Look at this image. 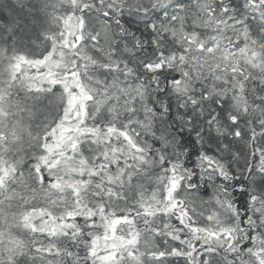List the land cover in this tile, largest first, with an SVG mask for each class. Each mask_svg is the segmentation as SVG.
Instances as JSON below:
<instances>
[{
  "label": "snow or ice",
  "instance_id": "snow-or-ice-1",
  "mask_svg": "<svg viewBox=\"0 0 264 264\" xmlns=\"http://www.w3.org/2000/svg\"><path fill=\"white\" fill-rule=\"evenodd\" d=\"M0 264H264V0H0Z\"/></svg>",
  "mask_w": 264,
  "mask_h": 264
}]
</instances>
